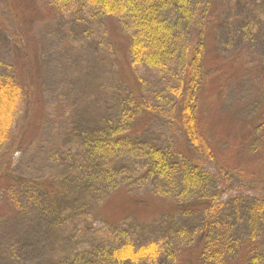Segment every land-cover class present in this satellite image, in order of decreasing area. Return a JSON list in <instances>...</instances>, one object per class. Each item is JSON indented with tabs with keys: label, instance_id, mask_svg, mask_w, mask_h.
I'll return each mask as SVG.
<instances>
[{
	"label": "rangeland",
	"instance_id": "obj_1",
	"mask_svg": "<svg viewBox=\"0 0 264 264\" xmlns=\"http://www.w3.org/2000/svg\"><path fill=\"white\" fill-rule=\"evenodd\" d=\"M191 1L193 22L182 21L175 31L188 45L196 37L197 16L206 2ZM212 1L211 53H236L230 36L238 28L228 14L232 0ZM131 40L130 20L97 12L82 1L58 5L55 0H0V76L14 77L27 93L12 141L0 155V264H36L39 259L40 264H76L78 250L84 261L89 256L97 264H110L103 257L117 240H130L136 247L160 240L170 220L200 229L205 213H220L239 224L245 213H255L254 202L256 213H264V142L250 150L256 134L250 139L245 134L241 142L236 133L238 122L261 104L258 91L264 80L261 84L253 76L257 68L248 60L255 58L256 43L253 51L239 50L241 59L228 70L237 72L231 79L212 80L201 92L199 119L215 142L216 163L231 185L217 178L214 164L206 165L210 178L205 191L200 186L188 190L180 164L172 183L138 181L135 190L128 185L129 191L124 187L107 199L106 183L89 181L87 166L69 152L96 125L121 119L120 99L127 101L133 86L142 91L136 94V107L143 100L154 112L137 113L131 137L129 131L120 137L187 150L171 118L174 96L165 87L177 81L176 70L133 64ZM258 47L257 55L264 57V40ZM134 163L127 155L118 164L131 172ZM195 199L203 204L192 206ZM44 213H59L56 228ZM114 219H121L118 239L108 234ZM33 235H40L39 249L24 244ZM180 239L185 245L184 234ZM93 250L99 254L89 253Z\"/></svg>",
	"mask_w": 264,
	"mask_h": 264
},
{
	"label": "trees",
	"instance_id": "obj_2",
	"mask_svg": "<svg viewBox=\"0 0 264 264\" xmlns=\"http://www.w3.org/2000/svg\"><path fill=\"white\" fill-rule=\"evenodd\" d=\"M73 1H82L108 16L130 20V53L133 64L153 66L161 71L171 68L176 70L177 81L168 83L165 87L174 96L175 105L172 107L171 118L174 126L181 132L187 148L181 153L171 145L166 147L147 141L136 142L129 139L128 135L120 137L128 131L131 137L130 131L137 113L154 112L151 105L143 100L142 105L136 107V94L142 91L140 87L133 86L127 94V101L120 99L123 104L119 111L121 119L115 121L114 125L112 118L106 119L103 125H96L92 132L83 137L77 149L69 152L74 154L77 162L87 166L89 181L95 179L99 184L101 181L105 182L107 191L104 196L107 199L124 187L128 191L129 186L135 190L138 181L172 183L173 176L179 170L182 172V182L187 185L188 190L193 191V187L200 186L205 191L206 181L210 178L206 165L214 164L217 167V178L231 185L224 177V168L216 163L215 142L205 132L199 119L201 92L212 80L223 78L227 82L231 79L237 72L228 70L241 59L239 50H252L255 43V58L248 60L250 66H256L257 71L253 76H259L262 84L264 57L257 54L261 49L258 45L264 40V2L232 0L228 14L236 20L238 30L235 37H230L236 41L238 52L213 55L209 39L212 21L209 11L214 9L212 0H206L197 16L199 22L196 37L189 45L175 31L180 22H193L191 0H55L58 5ZM258 41L260 42L257 43ZM26 94L25 88L14 77L0 76V155L12 141L13 128L26 102ZM258 95L261 101L258 110L236 126L241 142L247 138L245 134L249 139L256 134L257 142L251 144L250 150H254L259 142H264V87L261 94L258 91ZM110 125L113 127L112 132L107 131ZM119 126L122 130L117 132ZM127 155L130 161L135 162L133 165H136L131 172L118 164ZM196 204L201 205L203 201L192 200L191 205ZM97 208H101L99 203ZM251 208L255 209V213H245L246 218L241 219L239 224L222 218L220 213H205L200 229H189L175 225L171 220L167 221L168 228L163 231L164 236L160 240L138 247L130 240H117L116 245L110 249V255L106 254L103 258L109 260L110 264H264V213H256L259 206L255 202ZM44 214L48 215L51 225L56 228L59 213ZM120 220L112 221L108 233L117 235V239ZM183 234L186 237L185 245L180 239ZM38 236L26 237L24 244L32 243L39 249L40 235ZM91 252L99 254L94 250L89 253ZM78 256L76 264H97L93 258L92 261L87 260L89 256L84 261L80 257L83 256L80 250ZM166 260L170 261L167 263ZM36 264H40V259Z\"/></svg>",
	"mask_w": 264,
	"mask_h": 264
}]
</instances>
